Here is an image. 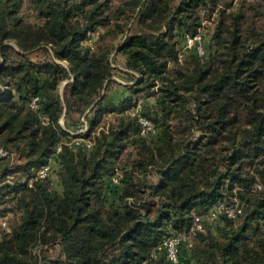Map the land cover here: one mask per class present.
<instances>
[{
	"label": "trees",
	"instance_id": "obj_1",
	"mask_svg": "<svg viewBox=\"0 0 264 264\" xmlns=\"http://www.w3.org/2000/svg\"><path fill=\"white\" fill-rule=\"evenodd\" d=\"M24 5L0 0V217L5 202L22 210L0 230V264H264V0H31L34 20ZM218 7L216 53L209 42L181 62L201 10ZM121 33L115 48L141 77L114 101L113 48L101 42ZM141 90L155 97L140 109L156 127L149 135L131 110ZM74 112L94 132L90 149L64 143ZM60 144L57 185L34 178ZM236 201L242 213L204 220L177 263L159 249ZM38 241L59 243L60 254L33 257Z\"/></svg>",
	"mask_w": 264,
	"mask_h": 264
},
{
	"label": "rangeland",
	"instance_id": "obj_2",
	"mask_svg": "<svg viewBox=\"0 0 264 264\" xmlns=\"http://www.w3.org/2000/svg\"><path fill=\"white\" fill-rule=\"evenodd\" d=\"M30 1L31 0H25V11L26 14L28 15V19L29 20H34V13L29 10L30 8ZM115 2H121L122 0H114ZM237 3V1L233 2V5H235ZM205 9L203 8L201 10V15H202V33L203 36L205 38V44H208L210 42V52L211 54L213 53V55L216 53V49L217 47H219L218 45V40L216 42V40L214 39L215 34L217 33V27L218 24L220 22V19L222 17V10L220 9V7L216 8L214 11L211 12V14L205 15ZM132 26V30H136L137 28V23L136 20L133 19L132 21H130L129 26ZM125 38V34L121 33L118 36H109L107 39H105V41H102L101 44L108 47H112L113 48V52L111 53L112 56V60H113V72H112V76H111V80L110 83L108 84V90H109V96L114 100H120L124 95L127 94V90H129V85L132 87H134L135 82L137 81V78L141 77V74L135 71H131L127 65H126V56L120 52H118L116 50V46L123 41ZM95 39V37H94ZM96 44V43H95ZM100 44V43H99ZM118 54V56H117ZM41 57H45L44 54H41ZM189 59H191V57L189 56L188 53H184L183 55V60H181V62L183 63H187L186 61H188ZM61 61V60H60ZM64 65H68L67 61H61ZM65 82L66 79L63 80L60 84H59V89L61 94L63 95L64 93V88H65ZM9 88L7 86H4V92L8 93ZM142 91V90H141ZM139 92L141 98L138 100V103H141L142 107L146 104H148L149 102L154 101L155 97L153 95H146L143 97V91ZM147 100V101H146ZM153 100V101H152ZM137 104L134 106H132L131 110L132 111H137ZM115 113H109L108 115H105L103 118V121L100 124V127L98 128V130L100 128H105L108 129V125L109 122L112 120L113 116ZM73 116L75 119H77L75 122H71V126L68 127V131H69V135L67 136L66 140H68V142L74 147V148H78V146H84L85 148H92L90 147L88 144L89 142H94L95 138H94V132H92L91 134H87L88 132V124L86 122V118L83 116H80L79 113L74 112ZM61 122L64 124L65 123V118L62 117L61 118ZM55 166V170H51V177L53 178L52 183L54 185H57V165L53 164L52 162V167L54 169ZM13 174H15L17 176V179L19 180H23L25 177L23 175L22 171H18V170H14ZM12 175V174H10ZM15 181V180H13ZM10 183V182H8ZM4 207L7 206L8 210L3 213L0 217V230H9V227H11L13 224L18 223L19 222V218L22 214V210L19 209L16 205L15 201H9V202H5V204L3 205ZM31 251H32V255L33 257H40V261H42V259H44V257L46 255H49L53 258L57 257L60 254V246L59 243H47V244H43L41 241H38L37 243L33 244L31 246Z\"/></svg>",
	"mask_w": 264,
	"mask_h": 264
},
{
	"label": "built area",
	"instance_id": "obj_3",
	"mask_svg": "<svg viewBox=\"0 0 264 264\" xmlns=\"http://www.w3.org/2000/svg\"><path fill=\"white\" fill-rule=\"evenodd\" d=\"M196 49V51L203 55L205 53V38L203 36L202 30L197 32L196 34H190L187 33L185 37V46L184 48L179 52L178 59L181 61L183 60L184 53H188L189 50ZM30 105L33 108L38 107L37 98H34ZM142 108L141 103L137 104V113L139 115V121L141 123V132L145 135H149L150 133L156 132V127L154 123L147 117L143 116L140 113V109ZM44 120H48L46 116L43 117ZM64 143H68L67 140L64 141ZM93 142H89V146L91 147ZM62 150V144L58 145L53 152V154L50 157V161L46 164L40 165V166H33L31 168V173L34 178H45L50 175L52 167V162L54 156L59 153ZM6 151L3 148H0V156L6 155ZM122 171L120 169H117L114 173L112 180L114 183L119 184L121 182L122 178ZM15 180L14 175H8L6 178V182L13 183ZM30 185H33V179L30 181ZM259 186V185H258ZM243 211V208L239 204L238 201H236L234 204H227L225 202H219L215 205H213L210 210L200 216H196L194 219L193 224L191 225L190 229L188 231H184L177 235H169L167 236L163 243L159 246V249H165L168 259L172 263H177L180 259V253L183 248V245L185 247H188V249L191 248L193 245V235L196 233L197 230H201L204 228V220H210V219H218L221 217L222 214H227L230 217H237L239 214H241Z\"/></svg>",
	"mask_w": 264,
	"mask_h": 264
},
{
	"label": "crops",
	"instance_id": "obj_4",
	"mask_svg": "<svg viewBox=\"0 0 264 264\" xmlns=\"http://www.w3.org/2000/svg\"><path fill=\"white\" fill-rule=\"evenodd\" d=\"M117 56H118V54H117Z\"/></svg>",
	"mask_w": 264,
	"mask_h": 264
}]
</instances>
